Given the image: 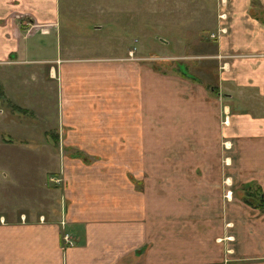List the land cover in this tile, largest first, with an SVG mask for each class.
Here are the masks:
<instances>
[{"label":"crops","instance_id":"obj_1","mask_svg":"<svg viewBox=\"0 0 264 264\" xmlns=\"http://www.w3.org/2000/svg\"><path fill=\"white\" fill-rule=\"evenodd\" d=\"M100 7L0 0L1 68L56 79L63 146L98 157L64 159L63 216L0 214V264H264V0H217L208 66L176 76L133 57L129 22L102 55Z\"/></svg>","mask_w":264,"mask_h":264},{"label":"rangeland","instance_id":"obj_2","mask_svg":"<svg viewBox=\"0 0 264 264\" xmlns=\"http://www.w3.org/2000/svg\"><path fill=\"white\" fill-rule=\"evenodd\" d=\"M87 1L101 6L102 13L97 18L107 24L106 29L98 33L101 41L105 40V47L100 51L102 55L113 52L108 45L114 42L115 34L112 33L129 22L131 29L126 45L134 52L133 57L148 63L154 73L176 76L180 74L178 68H185L192 74L195 65L205 62L208 66L212 45L208 43L211 38L207 27L215 16L217 0ZM77 8L92 9L80 5ZM87 15L94 16L92 12ZM68 18L61 8V28H65ZM64 36L60 40L65 42L68 39ZM34 68L33 65L24 69H2L0 66V95L4 97L0 102V214L15 211L10 214L17 215L20 211L28 218H36L39 214L60 216L64 212V201L58 177L64 159L76 156L87 162L98 157L89 151L63 146L69 126L59 116L57 80L46 79L44 68ZM159 82L153 81L154 90L159 89ZM18 106L20 110L15 109ZM104 152L106 157H111Z\"/></svg>","mask_w":264,"mask_h":264},{"label":"trees","instance_id":"obj_3","mask_svg":"<svg viewBox=\"0 0 264 264\" xmlns=\"http://www.w3.org/2000/svg\"><path fill=\"white\" fill-rule=\"evenodd\" d=\"M244 200H245L246 202H248V203H249V202L251 203V201H252V199H251V197H249V195L245 196V197H244ZM257 200H258V204H257V206L260 207V206H262V205L264 204V198H263V197L260 196V197H258Z\"/></svg>","mask_w":264,"mask_h":264},{"label":"built area","instance_id":"obj_4","mask_svg":"<svg viewBox=\"0 0 264 264\" xmlns=\"http://www.w3.org/2000/svg\"><path fill=\"white\" fill-rule=\"evenodd\" d=\"M61 238H62V241H63L65 244H67V245H70V244H71V242H70V238L68 237L67 234L62 235Z\"/></svg>","mask_w":264,"mask_h":264}]
</instances>
